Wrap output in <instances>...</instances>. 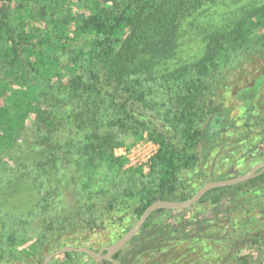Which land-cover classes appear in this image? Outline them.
Listing matches in <instances>:
<instances>
[{
    "label": "trees",
    "instance_id": "16d2710c",
    "mask_svg": "<svg viewBox=\"0 0 264 264\" xmlns=\"http://www.w3.org/2000/svg\"><path fill=\"white\" fill-rule=\"evenodd\" d=\"M184 24L202 44L190 55ZM244 57L264 60V0H0V191L35 198L20 213L0 204V264L42 262L61 237L46 220L69 205L79 231L112 228L116 241L154 201L186 200L264 161V106L254 92L238 102L216 92ZM145 137L157 146L149 184L114 154ZM259 220L264 172L153 212L114 259L175 264L208 241L232 249L224 264H251Z\"/></svg>",
    "mask_w": 264,
    "mask_h": 264
},
{
    "label": "rangeland",
    "instance_id": "374dc122",
    "mask_svg": "<svg viewBox=\"0 0 264 264\" xmlns=\"http://www.w3.org/2000/svg\"><path fill=\"white\" fill-rule=\"evenodd\" d=\"M187 27V24L183 25V28L186 29L183 41L185 42L184 48L187 50V54L190 55L198 48L202 47V44L200 43L199 38H196L194 35H192V31H190V29L188 30ZM217 88L218 89L216 92H224L225 95L233 102H238L243 96L249 94L251 95L254 92L256 95L255 101L257 105H259V107H263L264 60L250 57L240 58L224 72L223 77L218 81ZM31 121V119L27 121L28 126L31 125ZM156 150V145L145 137L143 140L136 141L129 146L124 145L122 148H120V150L115 149L114 154L115 157L123 161V170L142 167L144 172L141 180L143 183L149 184L151 178L148 174L146 165L148 164V160L156 153ZM255 160L256 159L253 158L246 160L245 163L239 165L238 169L243 170L242 173L247 172L256 164L252 163ZM33 194L34 193L31 190H26L25 187L22 189L19 188L15 193H9V190L3 189L0 191V204L3 206V210H8L11 213H20L34 205L35 198ZM202 214L209 216L208 209L197 208L193 211V215ZM255 219H258V217H255ZM80 221L81 219L75 210H71V205H69L68 209H64L61 215L46 220L47 223L52 225L53 229L59 230L60 232V241L56 243L60 245L55 247V250L64 246L86 248L91 247L90 249L96 250L101 244L107 246L115 241V238L112 234V228H108L104 231H79L78 227H80ZM251 233L256 235V238H260L261 241L263 240L264 242V223L260 222L259 220L258 223L251 229ZM33 243L38 242L36 239H33L20 247L19 250L26 249ZM209 244L210 242L204 241V244L202 245L205 246V248L196 249L194 255L190 254V257L181 258L175 264H208L207 262L209 260H212L213 264H224V260H227L225 258H228L226 257V254L231 252L232 249L228 246H217L216 249H212L209 247ZM218 251L221 252V256L216 255ZM258 251L259 252H254L253 255L248 258V261L251 264H264V247H260ZM50 252L51 251L42 250L40 257H45ZM211 252H215V254L211 256ZM248 252L249 249L242 250V253L247 255L246 257L249 256ZM65 254L53 258L49 264H94L93 262L88 261L86 258H83L82 254L77 253L76 255H72L77 256L78 258H68L65 257ZM191 258H194L193 262L187 263ZM216 259L218 261H215ZM235 259L234 257L229 258L228 264L231 262L232 264H237Z\"/></svg>",
    "mask_w": 264,
    "mask_h": 264
},
{
    "label": "water",
    "instance_id": "95a60500",
    "mask_svg": "<svg viewBox=\"0 0 264 264\" xmlns=\"http://www.w3.org/2000/svg\"><path fill=\"white\" fill-rule=\"evenodd\" d=\"M264 172V161L257 162L253 167H251L247 172L243 174L236 175L234 177H230L224 180H214L209 181L203 184L200 188L196 190V192L188 199L183 201H167V200H156L152 204H150L140 215V217L132 224V226L115 242L110 245L103 246L99 250H93L86 247H72V246H64L62 248H58L47 256L44 257L43 261L39 264H49L51 260L59 255L65 253H79L85 254L89 258L99 261V262H107L108 264H118V262L114 259V255L122 250L128 242L140 231L143 224L147 220V218L157 210H182L188 209L196 205L203 195H205L208 191L232 186L236 184L243 183L247 180L253 179Z\"/></svg>",
    "mask_w": 264,
    "mask_h": 264
},
{
    "label": "built area",
    "instance_id": "2783aa9c",
    "mask_svg": "<svg viewBox=\"0 0 264 264\" xmlns=\"http://www.w3.org/2000/svg\"><path fill=\"white\" fill-rule=\"evenodd\" d=\"M157 147V146H156ZM120 150V148H118ZM157 151V150H156Z\"/></svg>",
    "mask_w": 264,
    "mask_h": 264
}]
</instances>
